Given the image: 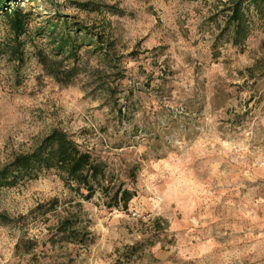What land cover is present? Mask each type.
Listing matches in <instances>:
<instances>
[{"label": "rangeland", "instance_id": "374dc122", "mask_svg": "<svg viewBox=\"0 0 264 264\" xmlns=\"http://www.w3.org/2000/svg\"><path fill=\"white\" fill-rule=\"evenodd\" d=\"M9 1L27 19L0 15V168L59 129L104 177L2 186L0 264H264V2L233 45L232 0ZM72 25L92 33L70 57Z\"/></svg>", "mask_w": 264, "mask_h": 264}, {"label": "trees", "instance_id": "16d2710c", "mask_svg": "<svg viewBox=\"0 0 264 264\" xmlns=\"http://www.w3.org/2000/svg\"><path fill=\"white\" fill-rule=\"evenodd\" d=\"M6 1L0 0V15L8 19L14 34L20 36L26 31L27 13L23 12L19 7L5 8ZM10 1L12 2L13 0ZM262 2L264 0H232L230 7H228L230 13L221 35H226L227 40L233 45H241L250 30L249 19L244 6L252 3L255 8L261 10L260 5ZM7 9L9 10L7 11ZM72 28H74L72 34L70 31L59 33L57 46V51L62 50L61 53L67 51L70 57L75 52L76 44L77 46L84 44L78 41L79 32L83 33L80 40L82 38L85 40L92 33L86 26L72 25ZM41 168L56 169L62 174L64 179L74 182L88 192L93 190L95 184H100L101 179L104 177V169L101 162L95 161L89 151L79 149L77 144L65 132L53 129L33 151L18 155L10 163L0 168V188L12 184L25 175H31ZM131 197L132 193L129 190L118 189L113 195L115 200L113 205L122 204L125 206ZM57 229L63 233L65 240L71 242H81L85 238L84 233H77L78 231L73 227V223L69 218H65L57 226Z\"/></svg>", "mask_w": 264, "mask_h": 264}]
</instances>
